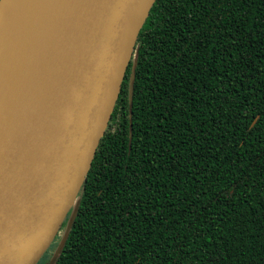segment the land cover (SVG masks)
Instances as JSON below:
<instances>
[{
	"label": "trees",
	"instance_id": "obj_1",
	"mask_svg": "<svg viewBox=\"0 0 264 264\" xmlns=\"http://www.w3.org/2000/svg\"><path fill=\"white\" fill-rule=\"evenodd\" d=\"M135 46L54 264H264V0H155Z\"/></svg>",
	"mask_w": 264,
	"mask_h": 264
},
{
	"label": "water",
	"instance_id": "obj_2",
	"mask_svg": "<svg viewBox=\"0 0 264 264\" xmlns=\"http://www.w3.org/2000/svg\"><path fill=\"white\" fill-rule=\"evenodd\" d=\"M154 1H31L0 77V264H36L67 218L54 264L131 62L130 142L135 42Z\"/></svg>",
	"mask_w": 264,
	"mask_h": 264
},
{
	"label": "bare ground",
	"instance_id": "obj_3",
	"mask_svg": "<svg viewBox=\"0 0 264 264\" xmlns=\"http://www.w3.org/2000/svg\"><path fill=\"white\" fill-rule=\"evenodd\" d=\"M32 0H2L0 4V77L16 49L13 40L21 35V28L28 19Z\"/></svg>",
	"mask_w": 264,
	"mask_h": 264
}]
</instances>
